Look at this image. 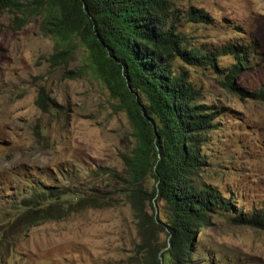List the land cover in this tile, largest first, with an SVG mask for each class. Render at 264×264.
Listing matches in <instances>:
<instances>
[{
    "label": "rangeland",
    "instance_id": "1",
    "mask_svg": "<svg viewBox=\"0 0 264 264\" xmlns=\"http://www.w3.org/2000/svg\"><path fill=\"white\" fill-rule=\"evenodd\" d=\"M175 6L210 18L179 23L188 44L211 52L242 46L251 63L235 80L244 100L223 87V73L187 68L203 103L220 111L203 147L208 167L201 178L231 204L200 230L194 264H264V226L236 221L264 210V102L249 95L264 89V0H175ZM40 21L15 30L11 17L0 15V264H130L141 242L137 220L109 172L125 173L122 154L136 144L133 127L83 46L66 65L50 67L56 45ZM218 62L220 69L233 60ZM41 88L48 112L37 104ZM54 189L84 193L85 207L74 206L61 220L15 225L23 198ZM99 195L105 201L92 204Z\"/></svg>",
    "mask_w": 264,
    "mask_h": 264
},
{
    "label": "trees",
    "instance_id": "2",
    "mask_svg": "<svg viewBox=\"0 0 264 264\" xmlns=\"http://www.w3.org/2000/svg\"><path fill=\"white\" fill-rule=\"evenodd\" d=\"M4 12L15 30L41 20V31L56 45L49 60L54 69L83 46L91 70L127 113L136 144L122 154L125 173L109 177L137 220L141 242L130 264H160V257L163 264H194L200 230L210 226L212 214L230 212L231 204L201 178L208 167L203 147L219 125L220 111L203 103L187 68L223 73V87L244 100L246 92L235 80L251 67L248 49L229 45L211 52L188 44L179 23L210 24V18L194 9L182 12L175 0H0V15ZM224 56L233 62L219 69ZM39 93L37 104L48 112L45 89ZM249 95L264 102V89ZM70 191L32 192L16 207L15 225L61 220L74 206L85 207L84 193ZM93 198L92 204L105 201L102 195ZM236 221L264 226V210Z\"/></svg>",
    "mask_w": 264,
    "mask_h": 264
},
{
    "label": "water",
    "instance_id": "3",
    "mask_svg": "<svg viewBox=\"0 0 264 264\" xmlns=\"http://www.w3.org/2000/svg\"><path fill=\"white\" fill-rule=\"evenodd\" d=\"M160 264H163V258L160 257Z\"/></svg>",
    "mask_w": 264,
    "mask_h": 264
}]
</instances>
